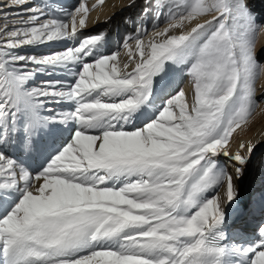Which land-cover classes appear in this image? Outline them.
I'll return each mask as SVG.
<instances>
[{
	"label": "snow or ice",
	"instance_id": "6c2138e0",
	"mask_svg": "<svg viewBox=\"0 0 264 264\" xmlns=\"http://www.w3.org/2000/svg\"><path fill=\"white\" fill-rule=\"evenodd\" d=\"M29 2L0 0L20 17L0 27V264H264V222L226 220L258 146L235 133L264 103L248 0H144L162 39L138 26L123 70L105 33L82 35L83 0ZM61 125L67 143L34 170ZM243 215L264 221V191Z\"/></svg>",
	"mask_w": 264,
	"mask_h": 264
},
{
	"label": "bare ground",
	"instance_id": "6f19581e",
	"mask_svg": "<svg viewBox=\"0 0 264 264\" xmlns=\"http://www.w3.org/2000/svg\"><path fill=\"white\" fill-rule=\"evenodd\" d=\"M61 1H64L67 4L69 2H71V3L78 2V0L77 1L76 0H61ZM31 2H33V1H30L29 4H31ZM83 2L85 3L88 11H87V18H86V28L82 34H85V33H88L90 35L91 34H98V29L101 28L102 25H105L106 29L108 27V30H106L107 36H108L107 40H109L111 43L113 42L112 45L110 46V48L108 50H106L105 52L107 53V52L114 50V48L116 46L115 45L116 41L118 40L119 37H120V41H119L118 48H119V50H121L122 42L125 43L124 38L130 34H134L132 32L128 33L129 31H127L126 26L124 25L122 27V24L119 23V19L122 16V14L124 12L126 13L129 11L130 5L132 4V0H83ZM131 6H133V5H131ZM13 19H20V17L10 16V18L7 21H5L2 18V16H0V27H3L5 23H8L9 26L11 27V21ZM24 19H26V17H24ZM162 24H163V26H165V23H162ZM110 25H114V26L117 25V27L113 26V29L111 30L112 26H110ZM186 27H187V25H186ZM161 28H163V27H161V25L158 28L157 27L156 28L151 27V29L150 30L148 29L147 33L141 37L142 40L147 42L149 40L158 38V37H154V32L159 31ZM113 30H114V38H116L115 42H114V40H112L113 36H110V34L112 35ZM177 31H179V30H177ZM123 39H124V41H123ZM158 39H162V38H158ZM130 41H132V40H129L128 44ZM68 43H70V42L64 43L63 46L65 44H67L66 46H68ZM258 43H259L258 49H261V46L264 45V22L262 23L261 31H260L259 38H258ZM61 46L62 45L58 44V42H54L53 44H50V45H41L38 47H28V48L21 49L20 51L25 53V54L44 55V54H47L49 51H52V50H60ZM131 46L134 49L135 41L131 44ZM260 53H261L260 56L264 57V49ZM119 60H120V68H121V70H123V64L122 63L124 60H128V49H126V50L124 49L123 52L119 53ZM262 61H264V59ZM38 77H40V76H37L36 78H38ZM41 77H43L45 79H58L59 78L56 76H51V77L41 76ZM259 81L261 83L260 85H264V71L260 72V80ZM185 86L187 87V90H188V88L190 87V82L187 81L185 83ZM177 90H179V89H177ZM165 99H167V97ZM160 102L161 101H159L157 103H160ZM63 107H68V106L65 105ZM263 110H264V103H262L259 106V109L257 110V113H256V115L260 114L259 115L260 121H257V122L249 121L248 125L246 127H244L243 130H238L237 133H235L238 141H243V142H249L250 141L254 144H258V146L255 148L254 153L251 156L250 160L247 162L246 168H249L248 166L251 163L252 158L256 156V154L258 153L260 148L264 147V115H262L264 112ZM61 126L63 128H65L66 130H69V131H72L74 128V125H61ZM61 136H64V135L62 134ZM69 137H67V139ZM67 139L65 140V143H67ZM237 140H234L232 142L233 151H235L237 149ZM62 147H63V145H62ZM43 153H45L47 155L50 154V147L47 145V143L43 144L41 146V151L29 161V163L33 166V168L37 167L38 156L43 154ZM221 159L223 160L225 158L221 157ZM36 169H34V170H36ZM238 182H239V180L237 181V184H238ZM221 192H222V189H221ZM239 193L240 192L238 189V194ZM237 207H238V204H237V202H235L229 208L226 209V220H227L229 229H230V226L232 223H235L238 220H240V219H238V216L236 214H234L232 211V210H235ZM242 218L243 219L240 220L241 224L248 221V219L246 217L243 216ZM259 219H260L259 216L255 217V218H250L248 221V225L253 226ZM239 228H240L239 225H234L233 229H230V231H239ZM249 232H252V231H249Z\"/></svg>",
	"mask_w": 264,
	"mask_h": 264
},
{
	"label": "rangeland",
	"instance_id": "374dc122",
	"mask_svg": "<svg viewBox=\"0 0 264 264\" xmlns=\"http://www.w3.org/2000/svg\"><path fill=\"white\" fill-rule=\"evenodd\" d=\"M79 2H80V0L78 1V4H79ZM248 3H249V7L251 8V10L253 11L254 15L256 16V23L258 25H260V27H259V29H258V31L256 33V37H255V47L258 49V47H259L258 46V44H259L258 43V38H259L260 31H261L262 23L264 22V19H263L264 18V16H263L264 15V0H248ZM131 5H130L129 11L126 12V13L124 12L122 14V16L120 17V19H119V23L122 24V27L124 26V24H123L124 22H122V20H121V19H123V15L137 13L136 11L139 10V8L144 5V0H135V5L133 7H131ZM9 11H11V12L14 11L15 12L16 9L15 10L14 9H10ZM162 23H165L163 18L160 19L159 26L161 25V27H164ZM110 26H112V28H111V30H112L114 25H110ZM102 27L104 29H106L105 25H102L101 28ZM114 27H117V25H115ZM106 30H108V27H107ZM82 35H90V34L85 33V34H82ZM158 38H161V37H158ZM158 38H156V39L159 40ZM123 41H124V39H123ZM66 45L67 44H65L64 47ZM263 49L264 48H261L259 53H258V59H260V60L264 59L263 56H260V54H261L260 52ZM124 63H129V61L128 60H124L122 64H124ZM259 80H260V74H259L258 78L256 79L257 92L260 91V88L262 86V85H260L261 83H260ZM260 105L261 104L257 105V107L253 111V114L250 117L249 121H253V122L260 121L259 120V115L260 114L256 115L257 110L259 109ZM262 115H264V112H263ZM248 167L249 168L245 169L244 175L239 179V182H238V189H239V192H240L238 194V196H237V199H236L238 207L235 210H232L233 213L236 214L237 216H239L241 214V212L244 210V206L246 204H248L250 202V200H252L256 195H258V191H260L262 189V186H260V185L262 184V181H264V147L260 148V150L258 151L256 156L252 158V161H251V163L249 164Z\"/></svg>",
	"mask_w": 264,
	"mask_h": 264
}]
</instances>
